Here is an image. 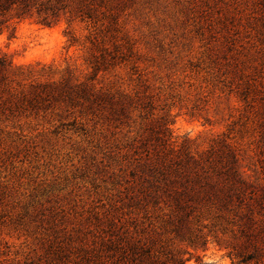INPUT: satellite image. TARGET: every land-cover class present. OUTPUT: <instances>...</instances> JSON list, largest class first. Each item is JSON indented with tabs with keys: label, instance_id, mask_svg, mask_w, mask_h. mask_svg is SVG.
<instances>
[{
	"label": "rangeland",
	"instance_id": "rangeland-1",
	"mask_svg": "<svg viewBox=\"0 0 264 264\" xmlns=\"http://www.w3.org/2000/svg\"><path fill=\"white\" fill-rule=\"evenodd\" d=\"M48 4L0 13V264H119L146 229L166 264H232L216 208L171 217L160 166L226 143L264 184L241 95L264 91V0Z\"/></svg>",
	"mask_w": 264,
	"mask_h": 264
},
{
	"label": "trees",
	"instance_id": "trees-1",
	"mask_svg": "<svg viewBox=\"0 0 264 264\" xmlns=\"http://www.w3.org/2000/svg\"><path fill=\"white\" fill-rule=\"evenodd\" d=\"M40 0H0V13H6L12 8L17 10V17L30 15V11L39 4V10L47 9L48 2ZM51 8V7H49ZM47 24V17L44 18ZM0 28V32H2ZM263 85V83H262ZM248 85L242 92V99L255 111L254 121L260 134L259 142L264 148V91ZM261 92V93H260ZM257 109V110H255ZM172 159L163 162L165 171L169 170L175 176L172 184L180 186L172 198L173 217L178 223H184L190 218L198 204L204 203L216 208L225 224L220 228L223 234H228L231 241L228 257L232 264H264V184L248 182L241 174L237 153L226 143L221 149L212 147L206 151L205 162L201 154L191 153L187 148H172ZM264 156V150L261 151ZM193 165V174L189 171ZM264 180V158L261 160ZM161 173V171H159ZM166 173V172H165ZM147 230V229H146ZM132 236L129 243L126 240L121 246L119 264H166L152 251L153 238L146 235ZM216 236V242L220 244ZM127 244V246H126Z\"/></svg>",
	"mask_w": 264,
	"mask_h": 264
}]
</instances>
